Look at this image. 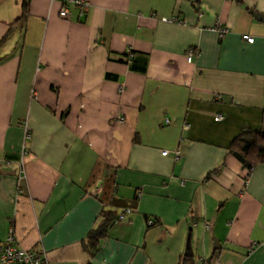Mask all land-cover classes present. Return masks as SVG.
Instances as JSON below:
<instances>
[{
  "label": "crops",
  "instance_id": "obj_1",
  "mask_svg": "<svg viewBox=\"0 0 264 264\" xmlns=\"http://www.w3.org/2000/svg\"><path fill=\"white\" fill-rule=\"evenodd\" d=\"M88 1L29 0L20 25L0 0V240L45 264H264V164L245 179L229 151L264 129V0Z\"/></svg>",
  "mask_w": 264,
  "mask_h": 264
},
{
  "label": "trees",
  "instance_id": "obj_2",
  "mask_svg": "<svg viewBox=\"0 0 264 264\" xmlns=\"http://www.w3.org/2000/svg\"><path fill=\"white\" fill-rule=\"evenodd\" d=\"M23 12L20 18L16 21L20 25H24L29 14V0H23ZM132 57L129 58L130 53L124 52L121 61L128 63L133 70L145 72L147 69L148 58H141L138 53L132 50ZM232 153L242 164L246 171L247 178L250 170L256 165L264 164V129L244 128L237 136H235L229 147ZM220 168H216L212 173H217ZM108 178V176L106 177ZM101 194V193H100ZM99 194V195H100ZM98 195V196H99ZM100 198L103 200L102 195ZM113 220L109 217L97 228H95L88 236V242H84V246L91 254L95 253L99 248V243L108 233V223ZM193 257V253L188 249L182 256L181 262L187 264Z\"/></svg>",
  "mask_w": 264,
  "mask_h": 264
},
{
  "label": "built area",
  "instance_id": "obj_3",
  "mask_svg": "<svg viewBox=\"0 0 264 264\" xmlns=\"http://www.w3.org/2000/svg\"><path fill=\"white\" fill-rule=\"evenodd\" d=\"M57 1H59L61 5L59 12L60 16L66 19L71 17L72 8L76 9L78 19L85 18L90 8V2L88 0H57ZM161 20L165 22H179L182 24L187 23L185 19H181L178 16H163ZM216 29L219 31L221 36H224L229 31V28L223 25L221 22L218 23ZM244 38L250 42L254 41V37L250 35H245ZM132 50L133 49L131 47L126 50L128 53H130L129 58L132 57V53H131ZM194 53H195L194 50L191 49L188 52V58L191 59ZM218 117L222 118L221 115H218ZM167 122L169 123L170 120L167 119ZM29 137H31V132L26 126V138ZM168 152H169L168 150L163 151L164 154H167ZM252 170L253 168L250 170L249 174L251 173ZM123 220H125L124 212L118 215V217L116 218V222H122ZM149 223L153 224L154 220L150 219ZM204 227L205 229L208 230L212 227V223L206 221ZM0 264H45V260H44V254L41 251L36 249H27L23 247L18 241V239L15 237L13 232H11L7 236V238H5L4 240H0Z\"/></svg>",
  "mask_w": 264,
  "mask_h": 264
},
{
  "label": "water",
  "instance_id": "obj_4",
  "mask_svg": "<svg viewBox=\"0 0 264 264\" xmlns=\"http://www.w3.org/2000/svg\"><path fill=\"white\" fill-rule=\"evenodd\" d=\"M254 14H255V16H256L259 20H263V21H264V14L259 13V12H255ZM214 249H215V250L220 249V245H216V246L214 247Z\"/></svg>",
  "mask_w": 264,
  "mask_h": 264
}]
</instances>
